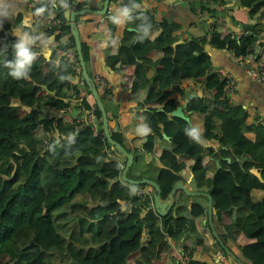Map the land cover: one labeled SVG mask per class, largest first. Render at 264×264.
<instances>
[{
	"label": "trees",
	"instance_id": "obj_1",
	"mask_svg": "<svg viewBox=\"0 0 264 264\" xmlns=\"http://www.w3.org/2000/svg\"><path fill=\"white\" fill-rule=\"evenodd\" d=\"M49 1L42 6L47 9ZM130 2L138 4L140 0H121L120 7ZM64 3L67 9L61 2L55 4V17L63 22L51 25L46 38L54 35L57 40L58 31L70 32L69 13L76 8L69 0ZM89 3L84 0L80 5ZM239 3L250 13L264 16V0ZM189 4L196 8L192 0ZM140 14L147 16L152 25L149 38L142 43L135 39L140 35L135 29L140 21L134 18L117 36L115 51L109 46L104 48V61L114 71L133 63L132 88L146 90L148 101L159 103L166 99L168 88L179 87L183 94L180 84L185 78L202 76V94L192 96L186 106L210 120L207 136L216 139L219 146L214 149L195 142L185 131L192 127L190 122L148 106L143 120L151 130L144 136L143 148L151 152L156 135L163 132L168 136L162 141L170 151L156 156L158 171L154 177L162 200L168 197L173 183L183 179L181 169L185 166L190 167L195 180L208 179L214 211L211 221L222 244L207 220L204 226L210 231V243L196 225V219L207 216L206 195H189L177 189L173 205L161 215L154 208L153 186L147 196L136 192V187L146 183L132 184L120 178L125 157H118L106 140L101 112L90 91L80 94V86L85 83L74 82L80 72L57 50L45 59L34 46L40 54L30 78L17 80L9 75L4 61L12 59L11 44L17 38L4 21L0 26V49L5 44L9 49L0 54V264H208L197 258L196 252L220 250L227 255L224 247L233 251L234 245L245 257L244 264H264V121L248 123L247 109L231 104L221 89L226 77L215 76L203 47L204 36L176 42L181 38V22L165 17L156 20L146 7L133 12L134 17ZM107 21L108 32L114 37L117 27L109 17ZM217 25L210 36L219 35L218 47L233 51L238 59L255 55L258 31L252 29L250 34L234 37L230 31L220 33ZM153 31L157 33L152 35ZM69 41L75 50L72 35ZM81 44L87 67V47L85 42ZM154 51L161 54L153 57L150 53ZM75 55L77 58L76 50ZM98 90L109 121V112L116 115L117 108L103 90ZM87 95L94 105L97 128L84 123L76 129V119L92 107ZM73 102L78 111L69 119L60 109ZM216 106L220 112H215ZM233 106L235 113L231 115ZM109 130L131 151L130 140L121 130L116 134L110 125ZM246 132L253 136L247 137ZM132 150L136 161L139 153L136 148ZM207 154H211L213 163L210 178L206 177L208 166L203 162ZM252 190L261 203L260 213L254 208ZM241 236L254 241L240 243ZM173 239L186 255L184 262L175 254L170 242Z\"/></svg>",
	"mask_w": 264,
	"mask_h": 264
},
{
	"label": "crops",
	"instance_id": "obj_2",
	"mask_svg": "<svg viewBox=\"0 0 264 264\" xmlns=\"http://www.w3.org/2000/svg\"><path fill=\"white\" fill-rule=\"evenodd\" d=\"M102 1L103 0H90L88 5L94 8H99L102 5ZM120 1L121 0H111L109 2L108 12H106L107 14L85 13L80 15L76 22L80 39L85 42L87 47V68L93 74L92 78L96 74H100L106 78L113 87L114 99L110 100L112 102V106H116L117 113H114L116 115H113L109 112V115H112V118L109 120V125L113 127V131H115L116 134H118L117 130H121L130 140L128 144L131 148H136L139 153L137 160L133 161L128 168L127 175L132 178H136V176L140 174L142 177L154 179L158 171L156 156L163 152L168 153L170 151V147L162 141L163 137L167 138L168 136H164L163 132H161L155 136L152 151L148 152L144 150L143 142L145 140V134L138 133L137 129L141 125H146L151 130L149 125L143 120L148 106L164 110L169 114V116H173L170 111L177 105L185 104V106H183V110L189 115V122L192 126H199L202 130V143L212 146L214 149L219 146V144H216V139L207 136L210 120L205 119L204 114L192 111L186 106L187 101L191 98L189 97L191 93H195V95L202 94L203 91L201 89L200 80L202 76L197 79L185 78L180 84V88H183L184 91L183 94H181L178 90L179 87H170L166 92V99L162 103L156 101L145 102L143 99L146 97V90L142 88H132L133 80H131L130 75L133 70V63L127 65L125 69L120 71L110 69V67L105 63L103 57L104 48L109 46L111 51H115L117 46V36L121 33L123 28L117 27L114 37L110 36L108 32L107 18L113 15L115 10L120 7ZM190 1L191 0H140L138 4L140 7L150 9L155 14L156 20H160L161 17H165L169 20L173 19L181 22L182 27L179 30L181 40L191 36H204L205 42L203 47L209 54L212 70H215L216 72L215 76L217 78L224 77L226 74H230L232 76V90L228 93L226 92L224 85L221 87L226 95L227 93L229 94L231 104H241L247 109L248 123L255 120L264 121V81L254 80L248 77L245 73V66L240 63L241 60L251 59L249 63L253 66L264 67V16L259 15V12L250 13L247 8L239 3V0H212L206 6L201 5L197 0H192V3L196 7L195 9L190 7ZM56 3L57 0H53V13L55 14ZM20 7L23 8L24 13L31 10L29 3H21ZM24 13L4 20L9 24L11 31H13V28L20 23ZM219 18H221L223 22L217 21ZM215 24H219L216 26V29H218L220 33L231 31L235 35H238L250 34L252 33V29L258 31L257 35L259 41L257 42L255 55L246 57L245 59H238V56L233 51L224 47H218L216 43L219 41V35L210 36L213 28L212 26ZM33 26L36 28L35 35H43V37L47 39L44 36L45 34L40 32L38 24L34 22V20ZM58 33L59 37L57 40L55 37L51 44H38L35 48L42 52L47 46L52 51L53 49H56L58 44L64 47H70L69 38L71 33L66 31H58ZM156 33L157 31H153L152 35H155ZM51 37H54V35ZM113 41H115V43H113ZM57 52H59V49ZM150 54L153 57H157L161 53L154 51ZM79 83L81 82L79 81ZM81 88L82 86H80V89ZM212 91L215 93V89ZM186 98H188L187 101ZM87 100L89 103L93 104L89 96L87 97ZM234 107L235 106H233L230 110L231 115H234L235 113ZM214 110L215 112H220L221 109L219 106H216ZM77 111L78 109L73 102L63 110V114L66 118L70 119L76 115ZM87 111H89V109L85 112ZM245 135L249 138L253 136L251 132H246ZM132 149L131 151L134 154V150ZM112 155L116 156L114 151H112ZM211 160V154H207L203 157V162L208 166L206 173L207 178H210L213 175V163ZM181 173L183 175V179L181 181L186 188L208 192V179L205 181L195 180L189 166L182 168ZM251 193L253 199L256 200L254 208L258 213H260L262 209L261 203L257 201L256 194L253 190ZM177 194L178 191L176 189L173 194L174 200L176 199ZM213 212L214 211H212V213ZM215 216H217V214H215ZM206 218L196 219V225L198 229L204 233L206 240L210 243V231L204 226V219ZM253 241V238L243 236L239 239V242L244 244H249ZM170 242L172 243V246H174L175 254L178 258V255L182 252V247L175 246L176 243L174 239ZM233 249L234 250L231 252L234 253L235 259L231 258L228 254H223L220 250L216 252L198 251L196 252V256L197 258L206 260L208 264H238L236 259L246 262L245 257L242 255L237 246L234 245ZM218 252H220L224 258L219 262H214L212 258Z\"/></svg>",
	"mask_w": 264,
	"mask_h": 264
},
{
	"label": "clouds",
	"instance_id": "obj_3",
	"mask_svg": "<svg viewBox=\"0 0 264 264\" xmlns=\"http://www.w3.org/2000/svg\"><path fill=\"white\" fill-rule=\"evenodd\" d=\"M45 3V0H35V3ZM67 9V4L64 0H60ZM27 4L28 0H0V26L3 25L5 19H10L13 16L21 15L24 13L20 4ZM34 3V4H35ZM140 8L139 4L131 3L121 6L115 10V13L109 17L110 22L116 27H123L129 21L134 18L139 20L140 23L135 28L140 35L135 39L141 43L149 38L151 33V23L147 16L140 14L138 16L133 15L134 10ZM46 12V5L38 7L35 11L29 10L23 14V18L20 23L13 28L12 35L16 37V41L11 44L13 53L12 59H6L4 61V67L9 69V75L14 79H28L30 78V72L40 53L34 51V46L38 44L48 45L52 43L54 37L45 39L43 35H35L36 28L33 26V18L42 16ZM67 15V13H65ZM115 43V41H113ZM9 46L5 44L3 49H0V54L7 53ZM45 59H49L50 50L43 53ZM58 63V61H57ZM61 80L68 79V77H61ZM150 129L146 125L138 127L137 131L140 134H146ZM188 136L191 137L197 143H202L201 135L202 130L199 126H192L185 129ZM71 139V137H70Z\"/></svg>",
	"mask_w": 264,
	"mask_h": 264
},
{
	"label": "water",
	"instance_id": "obj_4",
	"mask_svg": "<svg viewBox=\"0 0 264 264\" xmlns=\"http://www.w3.org/2000/svg\"><path fill=\"white\" fill-rule=\"evenodd\" d=\"M111 0H103L102 1V5L99 8H94L91 6H85V7H81L79 9H74L71 10L69 13V28H70V33L73 37L74 40V47L77 53V58L79 61V65H80V74L76 75L74 82H78L80 78H82L85 82V84L88 87V90L90 91L95 104L97 105V107L99 108L100 112H101V121H102V130H103V134L106 138V140L113 145V148L116 150L117 152V156H122L125 157V163L122 167L121 173H120V178L128 183H132V184H141V183H146V184H150L151 186L154 187L155 191L153 193V203H154V208L156 209V211L159 214H165L168 209L173 205L174 203V191L176 189H182L183 191H185L187 194L190 195H194V194H204L208 197V202H207V221L209 222L210 226H211V230L212 233L214 234V236L220 241V243L222 244V241L220 240L217 232L215 231L213 225H212V197L210 195L209 192L206 191H198V190H192V189H188L184 186L183 182L181 180H177L173 183L171 190L168 194V197L164 200L161 199L160 197V186L157 183V181L153 178H148V177H141V178H132L130 176L127 175V170L130 167V165L132 164L133 160H134V154L132 151L127 150L119 141H117L116 139H114L111 136L110 130H109V121H108V115H107V111L105 109L103 100L101 98L100 92L96 86V84L93 82L92 77L90 76L87 67H86V63L84 60V56H83V52H82V44H81V39H80V35H79V30H78V26H77V22H76V16L78 15H82L85 13H95V14H105L108 11L109 8V2ZM181 39H178L176 42H180ZM173 43V45H175V43ZM50 48L47 46L45 47L44 51H42V53L49 51ZM50 54H51V50H50ZM195 93H191L189 95V97L194 96ZM188 100V98H186V101ZM145 102H148V98L147 96L144 98ZM183 106H185V104L182 105H177L174 109H172L170 111V113L173 116H177L180 118H183L186 121H190L189 115L184 112L183 110ZM164 136H167L165 133H163ZM216 144H219L218 141H216ZM223 147L225 148H229L228 145H224ZM228 160H230V157H227ZM220 164H217V167H219ZM204 219V220H206ZM225 251L228 255L231 256V258L235 259V255L234 253H232L231 251L228 250L227 247H224ZM238 264H244L241 260H237Z\"/></svg>",
	"mask_w": 264,
	"mask_h": 264
},
{
	"label": "built area",
	"instance_id": "obj_5",
	"mask_svg": "<svg viewBox=\"0 0 264 264\" xmlns=\"http://www.w3.org/2000/svg\"><path fill=\"white\" fill-rule=\"evenodd\" d=\"M69 1L73 4L74 8H76V9H79L81 6L80 4L84 3V0H69ZM197 1H199V3L201 5L206 6L212 0H197ZM52 2H53V0L49 1V6L46 9L47 11L42 16H38V17L33 18L34 22H36L38 24V29L40 30V32L42 34H45L46 30L51 25H57L58 26L59 24H61L63 22L62 19L55 17L56 14L53 13L54 6L52 5ZM28 3L31 6L32 11H35V9L38 7H42V4L39 2L35 3V0H28ZM81 7H84V6H81ZM105 14H107V13H105ZM217 21L223 22L221 20V18H219ZM230 33H231L230 34L231 36L235 37V34L233 32L230 31ZM58 49H59V53L62 54L66 58V60L74 67V69L77 72H80L81 69H80L79 61H78V58H76L74 48L64 47V46H60L58 44V46H56L55 50H58ZM250 60L251 59L240 61V63L245 66L246 75L248 77L254 79V80L264 81V67L253 66L252 64L249 63ZM224 77H226V83L224 84V86H225L226 92L229 93L233 87V79H232V76L230 74H226ZM92 79H93L94 83L96 84L97 88L103 90L106 98L114 99L113 87H112V85H110L109 81L106 78H104L100 74H96ZM79 81L81 83H83L84 80L82 78H80ZM87 90H88L87 85L83 84L82 88L80 89V94H82V95L85 94ZM228 93H227V96L229 98ZM229 100H230V98H229ZM68 106H66V107H68ZM66 107H62L60 109V111H63ZM93 108H94V105L92 104V107H91V109H89V111L85 112L82 116H80L76 119V122H77V124L75 126L76 129L80 128L84 123H90L94 129L97 128L96 118L94 116V113L92 112ZM136 192L150 196L152 193V188L149 184H146L143 187H136ZM223 258H224V256L220 252H218L214 255V257L212 259L214 260V262H219ZM178 259L181 262H184L186 259V255L183 252H181L178 255Z\"/></svg>",
	"mask_w": 264,
	"mask_h": 264
},
{
	"label": "rangeland",
	"instance_id": "obj_6",
	"mask_svg": "<svg viewBox=\"0 0 264 264\" xmlns=\"http://www.w3.org/2000/svg\"><path fill=\"white\" fill-rule=\"evenodd\" d=\"M57 2H59V3H60V0H57ZM119 157H121V158H122V156H119Z\"/></svg>",
	"mask_w": 264,
	"mask_h": 264
}]
</instances>
